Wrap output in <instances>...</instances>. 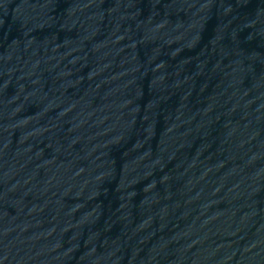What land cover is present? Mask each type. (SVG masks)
<instances>
[{
    "label": "water",
    "instance_id": "1",
    "mask_svg": "<svg viewBox=\"0 0 264 264\" xmlns=\"http://www.w3.org/2000/svg\"><path fill=\"white\" fill-rule=\"evenodd\" d=\"M0 264H264V0H0Z\"/></svg>",
    "mask_w": 264,
    "mask_h": 264
}]
</instances>
